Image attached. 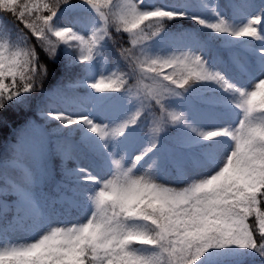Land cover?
<instances>
[{
  "label": "snow or ice",
  "instance_id": "obj_1",
  "mask_svg": "<svg viewBox=\"0 0 264 264\" xmlns=\"http://www.w3.org/2000/svg\"><path fill=\"white\" fill-rule=\"evenodd\" d=\"M9 111L0 264H264V0H0Z\"/></svg>",
  "mask_w": 264,
  "mask_h": 264
},
{
  "label": "trees",
  "instance_id": "obj_2",
  "mask_svg": "<svg viewBox=\"0 0 264 264\" xmlns=\"http://www.w3.org/2000/svg\"><path fill=\"white\" fill-rule=\"evenodd\" d=\"M224 2H226V0H221V3ZM78 72L79 67L70 68L68 70V80H72L74 74ZM22 119V116L17 115L12 111H9L8 113L4 114V120L2 123H0V150L7 147V145L13 140V133L15 129L19 126V124L22 122ZM57 178L59 179V177Z\"/></svg>",
  "mask_w": 264,
  "mask_h": 264
},
{
  "label": "rangeland",
  "instance_id": "obj_3",
  "mask_svg": "<svg viewBox=\"0 0 264 264\" xmlns=\"http://www.w3.org/2000/svg\"><path fill=\"white\" fill-rule=\"evenodd\" d=\"M75 75V74H74ZM74 77V76H73ZM68 167H73V165H72V163L70 164H68ZM50 194L53 196V197H56V196H58L59 195V193H57L55 190H52L51 192H50ZM69 195H70V193H69Z\"/></svg>",
  "mask_w": 264,
  "mask_h": 264
}]
</instances>
